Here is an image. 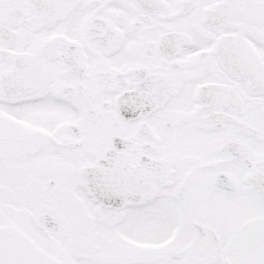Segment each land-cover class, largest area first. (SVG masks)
<instances>
[{"label":"snow or ice","instance_id":"1","mask_svg":"<svg viewBox=\"0 0 264 264\" xmlns=\"http://www.w3.org/2000/svg\"><path fill=\"white\" fill-rule=\"evenodd\" d=\"M0 264H264V0H0Z\"/></svg>","mask_w":264,"mask_h":264}]
</instances>
